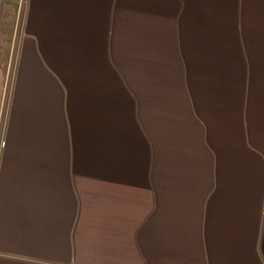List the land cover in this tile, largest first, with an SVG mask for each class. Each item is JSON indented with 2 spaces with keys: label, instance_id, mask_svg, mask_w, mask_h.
Here are the masks:
<instances>
[{
  "label": "crops",
  "instance_id": "1",
  "mask_svg": "<svg viewBox=\"0 0 264 264\" xmlns=\"http://www.w3.org/2000/svg\"><path fill=\"white\" fill-rule=\"evenodd\" d=\"M0 264H264V0H0Z\"/></svg>",
  "mask_w": 264,
  "mask_h": 264
},
{
  "label": "rangeland",
  "instance_id": "2",
  "mask_svg": "<svg viewBox=\"0 0 264 264\" xmlns=\"http://www.w3.org/2000/svg\"><path fill=\"white\" fill-rule=\"evenodd\" d=\"M45 109V108H44ZM124 112H125V108H124ZM45 114V113H44ZM30 157H33V154L29 155ZM34 171V170H33Z\"/></svg>",
  "mask_w": 264,
  "mask_h": 264
}]
</instances>
